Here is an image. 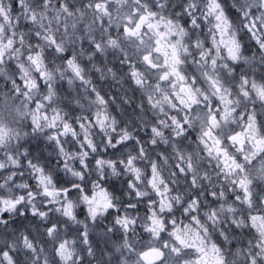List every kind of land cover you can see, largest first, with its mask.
Instances as JSON below:
<instances>
[{
  "label": "clouds",
  "instance_id": "1",
  "mask_svg": "<svg viewBox=\"0 0 264 264\" xmlns=\"http://www.w3.org/2000/svg\"><path fill=\"white\" fill-rule=\"evenodd\" d=\"M0 264H264V0H0Z\"/></svg>",
  "mask_w": 264,
  "mask_h": 264
}]
</instances>
